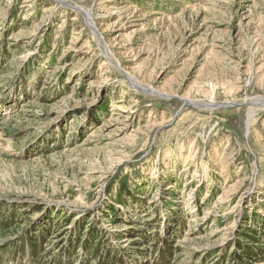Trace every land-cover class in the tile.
<instances>
[{"label": "rangeland", "instance_id": "1", "mask_svg": "<svg viewBox=\"0 0 264 264\" xmlns=\"http://www.w3.org/2000/svg\"><path fill=\"white\" fill-rule=\"evenodd\" d=\"M263 102L264 0H0V264H264Z\"/></svg>", "mask_w": 264, "mask_h": 264}, {"label": "bare ground", "instance_id": "2", "mask_svg": "<svg viewBox=\"0 0 264 264\" xmlns=\"http://www.w3.org/2000/svg\"><path fill=\"white\" fill-rule=\"evenodd\" d=\"M116 9V8H115ZM120 10H124L123 8L120 9ZM126 10V9H125ZM115 11V10H114ZM81 13L84 15V18H85V21H86V24L88 27H90V29L92 30V32L94 33L95 35V39H96V42L98 43L99 47H101L103 50V55L104 57L110 61V58H109V55H108V51L106 49V45H105V42L103 40V34H99V31L97 30L98 27H96V24L94 22V19L92 18V13L89 11V10H85L83 9L81 11ZM124 13H126V11H124ZM121 14V13H120ZM118 67L120 68V66L118 65ZM122 69V68H121ZM129 81L131 83H135L134 85L136 86H140L139 84L137 85V82L138 81H135L133 80L132 78L130 79V77H128ZM137 88V87H136ZM144 90H147V89H144ZM191 102V101H189ZM192 103V102H191ZM264 103V102H263ZM262 103V104H263ZM212 103L208 104L207 106H205L206 109H210L212 108ZM254 114H255V110L250 108L248 109V115H247V124L251 121V119L254 117ZM250 124V123H249ZM248 124V125H249ZM248 129V128H247Z\"/></svg>", "mask_w": 264, "mask_h": 264}, {"label": "water", "instance_id": "3", "mask_svg": "<svg viewBox=\"0 0 264 264\" xmlns=\"http://www.w3.org/2000/svg\"><path fill=\"white\" fill-rule=\"evenodd\" d=\"M233 106H235V104L220 105L218 107H224V108H226V107H233Z\"/></svg>", "mask_w": 264, "mask_h": 264}]
</instances>
